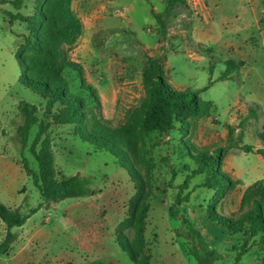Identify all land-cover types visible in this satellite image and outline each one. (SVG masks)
<instances>
[{
  "label": "rangeland",
  "instance_id": "1",
  "mask_svg": "<svg viewBox=\"0 0 264 264\" xmlns=\"http://www.w3.org/2000/svg\"><path fill=\"white\" fill-rule=\"evenodd\" d=\"M188 1L189 8L174 11L162 36L154 31L158 25L150 10L163 12L165 0H73L81 32L74 42L57 47L64 60L78 67L65 66L62 74L70 90L85 99L89 130L102 124L121 135L128 128L146 96L144 74L151 59H158L172 87L196 91L212 104L208 116L185 118L186 132L179 122L168 134L134 132L126 153L144 181L139 203L147 206L145 244L135 247L134 225L126 223L135 183L113 154L82 140L74 124L52 123L47 133L56 177L79 174L86 179V195L45 202L24 170L23 159L37 171L29 145L38 124L21 149L17 105L21 100L33 104L39 120L47 121L45 100L18 81L22 65L16 53L28 29L20 20L10 22L6 12L33 14L37 0H22L20 9L0 0V201L25 214L35 209L23 225L11 229L14 240L0 264H135L122 247L128 243L138 257L150 256L147 264H264V245L256 243L257 237L235 262L234 246L241 245L243 235H229L208 219L214 192L200 186L202 174L190 179L183 191L189 200L176 206V216L168 214L178 185L195 167L190 157L195 151L223 150L222 169L238 182L215 203L227 217L238 218L244 210L242 192L264 177V155L254 153L264 147L259 135L264 134V0ZM228 59L243 65L218 79ZM250 107L257 119L248 116ZM243 144L254 152H244ZM190 226L205 246L189 235ZM4 235L0 221V241ZM207 250H214L216 259L208 258Z\"/></svg>",
  "mask_w": 264,
  "mask_h": 264
},
{
  "label": "trees",
  "instance_id": "2",
  "mask_svg": "<svg viewBox=\"0 0 264 264\" xmlns=\"http://www.w3.org/2000/svg\"><path fill=\"white\" fill-rule=\"evenodd\" d=\"M72 1L37 0L36 12L30 15L6 12L10 22L17 19L27 25L28 33L24 36L23 43L18 47L16 53L22 65L18 81L45 100L43 115L47 118V121L39 120L33 104L24 100L18 103L17 109L22 121L16 131L21 149L27 145L30 129L38 124V129L29 145V150L37 163V171L29 168L24 159L22 165L26 173L31 176L45 202H56L65 198L86 195L88 189L84 177L79 174L56 177L51 139L47 133V128L52 123L74 124L75 133L82 140L99 150L109 151L113 154L118 164L128 171L134 181L136 196L131 200L130 216L126 219V223L134 225L135 247H143L145 244L143 238L144 218L147 206L142 205V202L139 203V201L145 184L139 173L129 165L126 148L132 144L135 131L168 134L176 128V123L179 122L182 131L186 132L188 122L185 118L208 116L212 104L209 101L200 100L196 91L177 90L172 87L165 78L158 59H151V65L144 74L146 96L129 117L128 128L121 135L104 128L102 124H96L94 130L87 129L83 112L85 99L70 90L68 80L62 74V68L65 66L74 69H78V67L64 60L57 48L62 43L74 42L82 29L81 22L72 11ZM3 2H10L16 9H20L22 6V0H3ZM181 7L189 8V1L165 0V8L161 13H157L151 8L150 12L158 25L154 31L164 36L167 21L174 11ZM225 63L226 69L218 79L229 77L234 70H238L243 65L242 60L228 59ZM86 89L91 90V87L87 86ZM55 106H58L57 110H54ZM248 116L257 119L258 113L250 107ZM259 135L264 143V134ZM241 149L244 152H254L253 147L248 144H243ZM254 153L264 155V147L255 150ZM190 157L195 167L185 175L183 181L178 185L179 190L168 209V214L171 217L176 216V206L189 200V192L183 193V191L187 189L190 179L202 174L204 179L200 186L214 192L213 203L207 206L208 219L224 228L229 235L235 233L243 235L241 245L234 246V249L237 250L234 260L237 262L241 255L248 250L251 239L257 237L256 243L264 245V177L253 181L244 189L240 200V205L244 210L237 219H233L218 213L215 206L216 201L225 194L226 190L238 183L222 169V148L195 151L190 154ZM34 211L35 209H31L29 213L25 214L0 201V221L5 225V235L0 241V256L7 253L14 240L11 229L23 225L30 213ZM189 235L196 236L199 244L206 245L200 233L192 226L189 227ZM122 247L129 253L135 264L148 263L149 255L138 257L135 247L129 243L127 246L122 244ZM206 255L210 259H216L217 256L214 250H207ZM86 264L101 263L89 262Z\"/></svg>",
  "mask_w": 264,
  "mask_h": 264
}]
</instances>
